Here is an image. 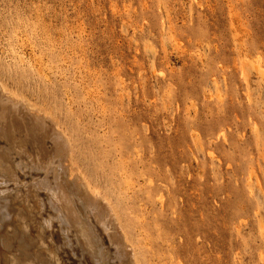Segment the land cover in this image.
<instances>
[{
    "label": "rangeland",
    "instance_id": "1",
    "mask_svg": "<svg viewBox=\"0 0 264 264\" xmlns=\"http://www.w3.org/2000/svg\"><path fill=\"white\" fill-rule=\"evenodd\" d=\"M0 80L69 135L139 264H264V0H0Z\"/></svg>",
    "mask_w": 264,
    "mask_h": 264
},
{
    "label": "bare ground",
    "instance_id": "2",
    "mask_svg": "<svg viewBox=\"0 0 264 264\" xmlns=\"http://www.w3.org/2000/svg\"><path fill=\"white\" fill-rule=\"evenodd\" d=\"M75 164L55 118L0 80V248L11 250L8 264H64L59 252L77 264H139L117 211Z\"/></svg>",
    "mask_w": 264,
    "mask_h": 264
}]
</instances>
